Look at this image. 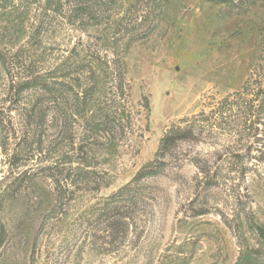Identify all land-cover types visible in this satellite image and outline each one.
<instances>
[{
  "label": "rangeland",
  "instance_id": "rangeland-1",
  "mask_svg": "<svg viewBox=\"0 0 264 264\" xmlns=\"http://www.w3.org/2000/svg\"><path fill=\"white\" fill-rule=\"evenodd\" d=\"M0 53V264H264V0H13Z\"/></svg>",
  "mask_w": 264,
  "mask_h": 264
},
{
  "label": "trees",
  "instance_id": "trees-1",
  "mask_svg": "<svg viewBox=\"0 0 264 264\" xmlns=\"http://www.w3.org/2000/svg\"><path fill=\"white\" fill-rule=\"evenodd\" d=\"M12 1L13 0H0V8H4L6 4L11 3ZM55 1H57V0H55ZM58 1H60V0H58ZM49 2H54V0H49ZM0 58H2L1 53H0ZM25 83H29V82H25ZM112 223L113 224L115 223L114 220ZM108 226H110L109 222H108Z\"/></svg>",
  "mask_w": 264,
  "mask_h": 264
}]
</instances>
